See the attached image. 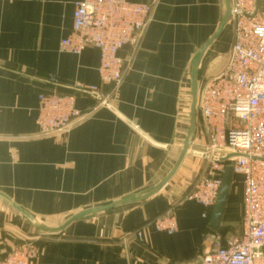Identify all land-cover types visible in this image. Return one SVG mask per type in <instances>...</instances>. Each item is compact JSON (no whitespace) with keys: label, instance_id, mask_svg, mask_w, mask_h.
Segmentation results:
<instances>
[{"label":"crops","instance_id":"crops-1","mask_svg":"<svg viewBox=\"0 0 264 264\" xmlns=\"http://www.w3.org/2000/svg\"><path fill=\"white\" fill-rule=\"evenodd\" d=\"M81 0H0V192L50 228L71 216L157 186L172 170L187 136L192 72L226 16L225 0H129L155 3L140 43L125 47L122 82L98 86L99 51L62 53ZM230 24L197 69L200 88L227 65ZM73 95L86 117L69 132L40 136L39 96ZM198 114V113H197ZM194 144L202 146L197 116ZM192 147L166 186L144 202L119 206L40 235L0 199V260L28 238L39 240L36 264H198L213 234L241 237L244 188L236 178L218 230L213 211L186 195L208 171ZM195 151V152H196ZM171 212L177 231L159 232L153 220Z\"/></svg>","mask_w":264,"mask_h":264},{"label":"built area","instance_id":"built-area-1","mask_svg":"<svg viewBox=\"0 0 264 264\" xmlns=\"http://www.w3.org/2000/svg\"><path fill=\"white\" fill-rule=\"evenodd\" d=\"M155 3L135 4L129 0H81L75 3L73 28L61 41L62 53L80 55L87 49L99 51L98 86L82 91L100 95V86H118L126 60L121 51L137 46L151 21ZM234 43L225 68L207 79L198 93L197 113L202 128V154L207 174L186 195L204 209L208 218L222 187L225 169H233L234 183L244 188L241 237L223 241L211 236V246L198 264H264V0H231ZM86 114L76 106L73 95L39 96L36 124L46 137L69 132ZM228 153L236 155L228 162ZM159 232L177 231L174 215L167 212L153 220ZM39 238H28L8 252L0 264H36Z\"/></svg>","mask_w":264,"mask_h":264},{"label":"water","instance_id":"water-1","mask_svg":"<svg viewBox=\"0 0 264 264\" xmlns=\"http://www.w3.org/2000/svg\"><path fill=\"white\" fill-rule=\"evenodd\" d=\"M225 8H226L225 19L221 23L216 34L213 36V38L209 41V43L201 51L199 58L197 59L195 65H194V68H193L192 88H191L190 103H189V119H188L189 128H188L187 136L184 139V142L182 143V147H181L179 156H178L171 172L157 186L143 192L136 199H127V200L112 203L109 205H104V206H100V207H96V208L87 209L85 211L77 213V214L71 216L70 218H68L67 221L62 226H60L58 228L48 227L47 225H45L44 223H42L41 221H39L38 219H36L32 215H30L29 213H27L26 211H24L23 209L18 207L11 199H9L6 195H4L1 192H0V199H2L4 202H6L14 211H16L19 215H21L30 224V226L35 231L40 233V235H57V234L62 233L68 226H70L72 223H74L76 221H79V220H82V219H85L88 217L104 214V213L111 211V210H113L119 206H122V205H128V204H132V203H136V202H138V203L144 202V201L150 199L151 197H153L154 195H156L159 191H161L166 186V184H168L171 181V179L175 176V174L179 170L180 166L182 165L185 157L190 152L191 148L194 147V148H197L198 150H203V148H204L203 146L195 145L193 142L194 136H195V133L197 130V118H198L197 117L198 116V114H197V101H198V93L200 90V83L197 80V69H198V66L200 64V60H201L202 56L212 46V44L216 41V39L222 34L224 29L226 27H228L230 24H232L231 0H225ZM74 91L83 92V93L89 94L91 96H94L96 98H100L98 95L90 93V92H86V91H82V90H78V89H74ZM194 154L197 156H203L202 154H200L198 152H194ZM234 157H236V155H234L232 153H228L226 158L222 159L221 161L228 162L229 160H231ZM233 181H234L233 169H232V167L228 166L224 171L223 178H222V187L220 189V193H219V196L217 198L216 205H215V208L213 211L212 227L214 230H218V228L220 226V223H221V220H222V217L224 214V210L226 207V203H227L229 194H230L232 186H233Z\"/></svg>","mask_w":264,"mask_h":264},{"label":"rangeland","instance_id":"rangeland-1","mask_svg":"<svg viewBox=\"0 0 264 264\" xmlns=\"http://www.w3.org/2000/svg\"><path fill=\"white\" fill-rule=\"evenodd\" d=\"M195 151H196V150H195ZM195 151H194V152H195ZM196 152H199V150H198V151H196Z\"/></svg>","mask_w":264,"mask_h":264}]
</instances>
